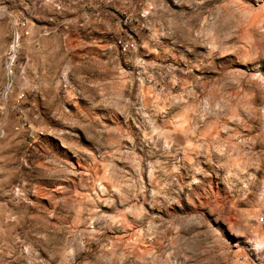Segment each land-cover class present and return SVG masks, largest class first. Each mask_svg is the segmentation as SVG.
<instances>
[{
  "label": "rangeland",
  "instance_id": "374dc122",
  "mask_svg": "<svg viewBox=\"0 0 264 264\" xmlns=\"http://www.w3.org/2000/svg\"><path fill=\"white\" fill-rule=\"evenodd\" d=\"M0 17V264H264V0Z\"/></svg>",
  "mask_w": 264,
  "mask_h": 264
},
{
  "label": "crops",
  "instance_id": "0c3cea01",
  "mask_svg": "<svg viewBox=\"0 0 264 264\" xmlns=\"http://www.w3.org/2000/svg\"><path fill=\"white\" fill-rule=\"evenodd\" d=\"M8 21H10V17L6 18ZM5 18L0 17V88L4 84V63L5 61V54L6 50L9 48V43L7 40V32L9 28L8 21ZM7 32V33H6ZM41 56L38 58L35 57L34 63V76L32 74H28V70L26 68V75H25V86L24 89L27 91H30V93L40 94L42 92V69L39 68V63H42ZM31 63V62H30ZM26 66H29L28 61H26ZM34 84V85H33ZM34 89V90H33Z\"/></svg>",
  "mask_w": 264,
  "mask_h": 264
},
{
  "label": "built area",
  "instance_id": "2783aa9c",
  "mask_svg": "<svg viewBox=\"0 0 264 264\" xmlns=\"http://www.w3.org/2000/svg\"><path fill=\"white\" fill-rule=\"evenodd\" d=\"M11 46H12V45H11ZM8 59H9V61L6 62V63H7V64H6V68H7V69L10 68V67H9V65H10V58H8Z\"/></svg>",
  "mask_w": 264,
  "mask_h": 264
}]
</instances>
